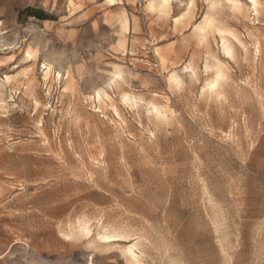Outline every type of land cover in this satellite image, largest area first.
<instances>
[{"label": "rangeland", "instance_id": "rangeland-1", "mask_svg": "<svg viewBox=\"0 0 264 264\" xmlns=\"http://www.w3.org/2000/svg\"><path fill=\"white\" fill-rule=\"evenodd\" d=\"M150 1L0 0V264H264V0Z\"/></svg>", "mask_w": 264, "mask_h": 264}, {"label": "bare ground", "instance_id": "bare-ground-1", "mask_svg": "<svg viewBox=\"0 0 264 264\" xmlns=\"http://www.w3.org/2000/svg\"><path fill=\"white\" fill-rule=\"evenodd\" d=\"M156 1H158L159 3H161V4H163V6L164 5H166V4H168L169 3V1L170 0H156ZM155 0H151L150 1V4H154L155 2H156ZM228 1V0H227ZM249 1V3L251 4V7H252V9H253V11L255 12V14H257L258 13V5H259V3H258V1L257 0H248ZM240 3V2H239ZM168 6H169V4H168ZM235 6V5H234ZM152 7V6H151ZM244 9H246V8H244ZM206 17V16H205ZM206 24H208L209 26L212 24V21L209 19V20H206ZM209 26H206L207 28L209 27ZM207 30V29H206ZM219 31V33L221 34V50L224 52V53H227V52H230V53H232L231 52V47L228 45V42L224 39V36H223V34L226 32L224 29H219L218 30ZM206 32V31H205ZM230 32V31H229ZM235 39H239V38H237L234 34H231ZM242 40V39H241ZM240 41V40H239ZM241 42V41H240ZM241 44H243V43H241ZM241 46V45H240ZM244 48V47H243ZM228 55V54H227ZM231 55V54H230ZM220 71V70H219ZM219 74V73H218ZM218 74H216V75H218ZM222 74V73H221ZM220 74V75H221ZM216 79H213V81L210 83V85L213 83V82H216L215 81ZM105 94V93H104ZM106 97H108L107 95H105ZM104 96V97H105ZM96 97H97V99L99 100L100 99V97H101V93L99 92V91H97L96 92ZM132 99V98H131ZM108 100V99H107ZM113 103V102H112ZM81 222V221H80ZM85 224V223H84ZM86 228V227H85ZM84 228V229H85ZM81 230V229H80ZM72 232V231H71ZM87 234V233H86ZM132 248H133V246H130V247H128L127 248V250H129V252H130V256H132L134 259L135 258H137V255L133 252V250H132ZM127 254V253H126ZM131 257V258H132Z\"/></svg>", "mask_w": 264, "mask_h": 264}, {"label": "snow or ice", "instance_id": "snow-or-ice-1", "mask_svg": "<svg viewBox=\"0 0 264 264\" xmlns=\"http://www.w3.org/2000/svg\"><path fill=\"white\" fill-rule=\"evenodd\" d=\"M226 54L230 55L231 53H230V52H227ZM218 73H219V70H218ZM216 79H217V81H219V80L223 79V77H222V75L218 74ZM175 82H176L177 85H179V81H178V80L175 81ZM216 87H217L216 82H213V83L210 85V89H215ZM126 99H127V98H126Z\"/></svg>", "mask_w": 264, "mask_h": 264}, {"label": "trees", "instance_id": "trees-1", "mask_svg": "<svg viewBox=\"0 0 264 264\" xmlns=\"http://www.w3.org/2000/svg\"><path fill=\"white\" fill-rule=\"evenodd\" d=\"M29 10H30V15L42 18V15L38 14L37 11H35L34 9H29Z\"/></svg>", "mask_w": 264, "mask_h": 264}]
</instances>
